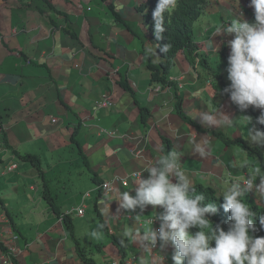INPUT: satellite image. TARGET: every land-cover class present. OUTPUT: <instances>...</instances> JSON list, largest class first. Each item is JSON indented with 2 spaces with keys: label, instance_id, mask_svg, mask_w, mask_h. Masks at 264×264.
Segmentation results:
<instances>
[{
  "label": "crops",
  "instance_id": "0c3cea01",
  "mask_svg": "<svg viewBox=\"0 0 264 264\" xmlns=\"http://www.w3.org/2000/svg\"><path fill=\"white\" fill-rule=\"evenodd\" d=\"M145 1L0 0V245L4 248L9 240L17 250L10 260L9 249H0V264H85L71 238L78 240L80 232L89 238L79 247H85L83 254L92 264H174L170 242L150 253L127 240L121 246L128 227L143 230L163 209H119L112 200L115 188L134 196L132 173L147 178L144 165L161 154L164 140L170 151L180 153L179 162L194 184L216 192L229 179L228 172L242 175L243 150L234 141H248L246 130L251 127L244 126L230 98L198 77L185 52L178 53L169 74L184 115L189 119L193 108L202 113L216 110L237 121L233 129L198 119H190L194 126L182 121L173 88L148 83V65H156L160 57L137 9ZM249 5L250 0H208L201 14L207 17H199L193 26L197 52L209 61L217 59L222 47L229 55L232 36L215 30L228 26L231 17L254 22ZM209 41L218 47L217 54ZM221 76L228 80L227 74ZM103 94L113 106L91 110ZM142 107L148 112L144 121ZM73 130L79 143L70 141ZM192 134L196 141H211L209 155L194 151ZM26 155L37 161L24 160ZM118 180H126L127 187ZM45 184L59 209L43 198ZM105 185L111 193L105 194ZM85 193L83 217L59 218L79 206ZM103 197L112 200L109 215L117 217L108 218L102 237L94 239L89 234L106 219L99 206Z\"/></svg>",
  "mask_w": 264,
  "mask_h": 264
},
{
  "label": "clouds",
  "instance_id": "9594fccd",
  "mask_svg": "<svg viewBox=\"0 0 264 264\" xmlns=\"http://www.w3.org/2000/svg\"><path fill=\"white\" fill-rule=\"evenodd\" d=\"M249 6L254 10V22L231 17L228 26L219 25L214 34L223 31L224 34L232 36L227 42L230 52L226 71L230 84L223 91L229 94L230 101L240 111L248 109L249 106L261 109L257 122L264 125V0H250ZM177 7L178 0H157L151 13L157 42L164 38L166 16H170ZM209 45L217 54L218 47L210 41ZM157 47L163 54L171 46L164 44ZM147 51L152 53L153 49L149 48ZM207 82L210 83V80L207 79ZM167 114L166 112L165 115ZM188 116L189 119H198L202 124L216 128L233 129L237 124V121L216 110L202 113L193 108ZM242 122L246 126L251 122V117H243ZM246 138L250 145L264 147V131L256 129L255 126L246 130ZM189 143L201 157L211 152L212 143L208 138L196 141L195 134H192ZM159 151L161 154L154 161L144 165L143 170L149 174L147 178H142L139 172L132 179L137 185L135 195L115 188V198L112 199L123 210L139 209L143 212L148 205L160 206L163 212L156 217L160 221L159 228L153 229L152 217L143 230L128 227L120 239L121 246H125L127 240L150 253L158 241L161 247L170 242L175 250L172 255L174 264H264V237L250 235L257 231L253 222L255 213L243 200L245 193L252 191L259 199L264 200V171L261 167L248 165L247 153L243 151L245 163L241 165V169L250 170L246 175L240 176L228 172L229 179H225L220 185L218 195L223 197L221 207L229 213L228 230L224 231L219 224L213 227L207 219L217 212V206L215 203L202 204L204 195L195 194L192 176L179 162L180 153L175 150L165 152L163 148ZM219 163L223 164L222 161ZM257 177L259 184L256 183ZM113 183L114 181L110 187H114ZM112 200L105 197L99 200L101 212L106 219L89 234L94 239L102 237L108 218L117 217L109 215V202ZM258 219L261 228H264V215ZM193 228L198 230L192 232ZM213 241L214 246H211Z\"/></svg>",
  "mask_w": 264,
  "mask_h": 264
},
{
  "label": "trees",
  "instance_id": "16d2710c",
  "mask_svg": "<svg viewBox=\"0 0 264 264\" xmlns=\"http://www.w3.org/2000/svg\"><path fill=\"white\" fill-rule=\"evenodd\" d=\"M156 3L157 0H146L145 2H143V4H140L137 7L138 11L142 15L144 23L151 31H153V26H152L153 22H152L151 13L155 8ZM207 4H208V0H178L177 9L173 11L170 16H166V24H165L166 31L163 34L164 35L163 40L158 42L156 41L157 43L156 45H160V46L164 44H169L171 46L170 50L166 53L161 54L159 52V48L156 46L157 53L160 56V61L156 65L155 64L148 65V70L150 72L149 81L156 82L161 85H173L174 87L173 94H174V99L176 101V107H175L176 111L178 112L179 116L182 119L188 122L189 120L184 117L180 108L181 99L178 95V90L174 86V84H172L168 80V72L172 66L173 59L177 54L176 52L178 51L179 53L185 52L188 62L196 69V73L198 77L210 80V82L212 83L211 85L214 89H216L218 92L222 93L223 95L229 97V94L225 93L223 90L229 86L230 81L225 80L221 76L222 73L227 74L226 69L228 66L227 65L228 51L225 49V47H222L219 50L217 59L214 60V64H216L217 68H214L212 65L213 63H211L205 55L197 52L198 50L193 40L194 23L198 20L200 15L206 9ZM233 107L240 116L251 117L250 124L252 127L255 126L256 129L264 131V125H260L257 122V117L260 114L256 113L255 109L252 106H249V108L244 111H240L238 107L234 104ZM142 115L144 117L143 113ZM78 140L79 138L76 135V130H73L70 141L71 143L75 144V143H79ZM237 144H239L241 148H243L249 156H253L255 158H258L259 160L262 159V152L260 149L251 147L250 145H246L243 142H239ZM165 150H167V146H165ZM262 150L264 151V147H262ZM78 154L81 157V159H85L84 155L81 152V148L80 149L78 148ZM23 159L29 162L37 161L35 157L29 155L24 156ZM92 179L96 181V183L100 182L97 177H93ZM195 194L204 195V200L202 201V204H208V203L216 204L218 209L217 212L214 215L207 217V219H209L213 227L219 224L224 231H227L229 213L225 212L221 207L223 203V198L220 201H218L214 197H212V193L210 191H206L203 188H201L200 190L198 188H195ZM42 196L52 209L54 210L59 209V206L56 204L54 197H52L51 194L49 193V188L47 184L43 186ZM243 200L246 203L245 197H243ZM247 205L249 206L251 211L255 213L253 222L257 228V231L250 233V235H253L254 237H264V228H261L258 219L259 216L264 215V210H260L259 208L251 206L249 204ZM224 220L226 221L222 224L221 222ZM66 226H67V230L70 233H72V227L69 221L68 222L66 221ZM197 230L198 229L196 228L191 229L192 232H195ZM71 238L74 240L76 247L78 249L77 252L84 261V263L92 264V261L90 259H87L83 254L82 248L79 247L78 240L75 239L72 234H71ZM211 246H214V241L212 242ZM0 249L2 251H5V249L2 246H0Z\"/></svg>",
  "mask_w": 264,
  "mask_h": 264
},
{
  "label": "water",
  "instance_id": "95a60500",
  "mask_svg": "<svg viewBox=\"0 0 264 264\" xmlns=\"http://www.w3.org/2000/svg\"><path fill=\"white\" fill-rule=\"evenodd\" d=\"M141 14V13H140ZM142 16V15H141ZM143 24H144V27L146 28V30L151 34V36H152V38L154 39V41H155V47L157 46L156 44V40H155V38H154V33H153V31H151L150 29H148V27H147V25L144 23V21H143ZM156 53H157V50H156ZM177 54L175 55V57H174V59H173V62H172V66H171V68H170V70H169V72H168V80H169V82H171L172 84H174V86L177 88V90H178V87H177V85H176V83H174V82H172V79H169V74H170V72H171V69L173 68V66H174V62H175V59H176V57H177V55H178V53H179V51L178 52H176ZM160 57V56H159ZM159 63V62H158ZM158 63H156V64H158ZM149 79H150V75H149ZM149 84H158V85H161V84H159V83H156V82H151V81H149L148 82ZM209 83V82H208ZM121 84V86L123 87V88H126V82H123L122 81V83H120ZM212 83L210 82L209 83V85H211ZM162 86H170L171 88H174L173 87V85H162ZM211 87H212V85H211ZM218 92V91H217ZM222 94V93H221ZM172 95H173V100H174V107H176V101H175V99H174V94H173V91H172ZM178 95H179V92H178ZM223 95V94H222ZM107 94H103L102 96H101V99L100 100H98V101H96V103L94 104V106L92 107V109L91 110H93V111H95V110H97V109H100L101 107H106V108H110V107H112L113 106V103H112V101H110V99L108 100L107 99ZM225 96V95H224ZM179 97H180V95H179ZM225 97H228V96H225ZM229 98V97H228ZM180 99H181V97H180ZM181 104H182V100H181ZM232 106H233V104H232ZM181 108V107H180ZM140 109V115H141V119H142V121H144V119H145V116H146V114L148 113L147 112V110L145 109V108H139ZM233 109H234V107H233ZM255 109V111H256V113H261V110H259V109H257V108H254ZM235 110V109H234ZM181 111H182V108H181ZM236 111V110H235ZM142 113L144 114V117H143V115H142ZM182 113H183V111H182ZM237 113V112H236ZM183 115H184V113H183ZM184 117L186 118V119H188L185 115H184ZM240 117H242V116H240ZM181 118V117H180ZM243 118V117H242ZM181 120L182 121H184V122H186V123H191V124H193L192 126H194L195 124L190 120V119H188L189 120V122L188 121H185L184 119H182L181 118ZM249 125H250V127H252L251 126V124L249 123ZM1 126V125H0ZM225 141H227V140H225ZM239 142H243V143H245L246 145H250L249 143H248V141H242V140H235L234 141V143H239ZM165 146H167V150L168 151H170V149H171V147H170V144H169V142L168 141H166V140H164V145H163V149H164V151H166L165 150ZM251 147H254V148H257L256 146H253V145H250ZM258 149H260L261 150V152H262V155H263V153H264V151L262 150V147H260V148H258ZM242 150L244 151V152H246L243 148H242ZM167 151V152H168ZM247 153V152H246ZM30 156V155H29ZM32 157H34V156H32ZM263 157V156H262ZM36 158V157H35ZM261 160V159H260ZM258 158H255V157H253V156H249L248 154H247V164L248 165H250L251 167H256L255 166V163L253 162V161H257V162H260V163H262V161H260ZM245 163V160H244V162H242V164H244ZM264 163L262 164V166H261V169H262V171H264ZM250 170V168H244V169H241V166H240V171L242 172V174H245L246 175V172L247 171H249ZM136 175H137V173H132V176H133V178H135L136 177ZM120 183H121V185L123 186V187H127V181L125 180H118ZM256 183L257 184H259V177H257V180H256ZM109 188L110 187H106L105 188V194H108V193H111L110 192V190H109ZM195 188H198L199 190L201 189V188H203L204 190H206V191H210L211 193H212V197H214L216 200H218V201H220L223 197L221 196V195H218V191H214V190H212L211 188H209V187H203V186H201V184H195ZM200 192V191H199ZM244 197L247 199V198H249L250 199V203H249V205H251V206H254V207H256V208H259L260 210H264V200H261V199H259L258 197H257V195L255 194V192L254 191H252V192H247V193H245V195H244ZM82 201V200H81ZM84 212H85V206H84V204H83V202H81V204L79 205V206H77L76 208H73V209H71V210H68V211H65V212H63V213H61V215L59 216V218H61L62 220L64 219V220H70L69 218L71 217V215L72 214H74V215H76V216H78V217H83L84 216ZM213 218V217H212ZM153 224L154 225H158V224H160V221L158 220V219H156V218H153ZM159 226V225H158ZM7 238V237H6ZM8 239V238H7ZM78 243H80V241H79V238H78ZM5 251H7V249H9V251H7L6 252V254H7V257H8V259L10 258V260H11V258L13 257V255H15V253H16V251L17 250H15V249H13V248H11V245H12V241H6L5 243ZM159 245H160V243H158L157 242V245L154 247V248H158L159 247ZM0 246H2V245H0ZM3 247V246H2ZM83 250V249H82ZM4 251V252H5Z\"/></svg>",
  "mask_w": 264,
  "mask_h": 264
},
{
  "label": "rangeland",
  "instance_id": "374dc122",
  "mask_svg": "<svg viewBox=\"0 0 264 264\" xmlns=\"http://www.w3.org/2000/svg\"><path fill=\"white\" fill-rule=\"evenodd\" d=\"M206 17H207V16L200 15V18H201V19H205ZM195 31H197V27H195ZM194 35H195V33H194ZM210 62L213 63L212 65H213L214 68H217L216 64H214V60H212V61H210ZM262 156H263V157H262V159L260 160V161H262V163L257 162V161H253V162L255 163V166H256V167H261L262 164L264 163V153H263ZM158 225H159V224H158ZM79 237H80V238H79V241H81V242L89 241V238H87L83 232H80V236H79ZM72 241H73V243H75L74 240H72ZM92 243H93V242H92ZM159 246H160V245H159ZM84 249H85V247L83 248L82 251H84ZM153 249H156V248H153Z\"/></svg>",
  "mask_w": 264,
  "mask_h": 264
},
{
  "label": "bare ground",
  "instance_id": "6f19581e",
  "mask_svg": "<svg viewBox=\"0 0 264 264\" xmlns=\"http://www.w3.org/2000/svg\"><path fill=\"white\" fill-rule=\"evenodd\" d=\"M106 188V185L104 186V189ZM88 195V193H85V194H83L82 195V201H83V199L86 197ZM81 201V202H82ZM226 220H224V221H222L221 223L223 224L224 222H225ZM84 253V252H83ZM126 263V262H125ZM129 264H131V263H129Z\"/></svg>",
  "mask_w": 264,
  "mask_h": 264
}]
</instances>
